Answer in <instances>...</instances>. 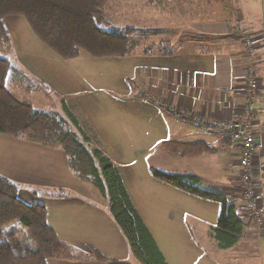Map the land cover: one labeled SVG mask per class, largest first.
Here are the masks:
<instances>
[{"label": "crops", "instance_id": "1", "mask_svg": "<svg viewBox=\"0 0 264 264\" xmlns=\"http://www.w3.org/2000/svg\"><path fill=\"white\" fill-rule=\"evenodd\" d=\"M107 1L110 31L135 29L140 43L133 54L94 57L82 50L64 59L25 17L8 16L14 57H6L18 73L7 77V87L47 112L62 114L46 106L65 101L97 135L168 264H264V222L246 215L239 141L208 123L242 119L251 69L258 81L253 182L264 210V0H113V8ZM165 142L206 149L177 156ZM152 166L196 176L201 188L224 194L247 224L239 242L221 249L209 235L221 203L156 179ZM0 174L20 185L26 203L44 202L60 239L85 257L49 264H141L107 200L76 176L61 147L0 133ZM91 248L108 259L90 257Z\"/></svg>", "mask_w": 264, "mask_h": 264}, {"label": "trees", "instance_id": "2", "mask_svg": "<svg viewBox=\"0 0 264 264\" xmlns=\"http://www.w3.org/2000/svg\"><path fill=\"white\" fill-rule=\"evenodd\" d=\"M106 1L0 0V46L11 45L6 17L19 15L27 19L37 37L61 58H75L82 50L94 57L131 55L140 43L139 39H131L135 29L128 28L125 34L107 30ZM16 73L15 64L0 53V133L61 147L76 176L107 200L111 214L141 264H168L135 207L118 166L101 149L97 135L65 101L63 113L59 114L37 109L31 101L20 98L6 85L7 77ZM164 145L177 156L195 155L206 149L201 143L165 142ZM150 170L166 184L221 203L219 220L210 228L209 235L221 249L239 242L247 224L224 194L201 188L199 178L193 175L154 166ZM20 189L17 182L0 174V264H49L53 258L85 260L49 224L45 203L38 200L26 203L19 196ZM21 231L23 241L17 236ZM90 257L108 259L95 248H91Z\"/></svg>", "mask_w": 264, "mask_h": 264}, {"label": "built area", "instance_id": "3", "mask_svg": "<svg viewBox=\"0 0 264 264\" xmlns=\"http://www.w3.org/2000/svg\"><path fill=\"white\" fill-rule=\"evenodd\" d=\"M245 47L252 55L254 54L253 43L246 39ZM258 81L249 69L247 86L245 88V105L243 108V117L237 121L211 120L208 123L214 129L227 133L240 144V183L242 196L246 202L247 218L257 224L264 222V210L257 205L255 198V189L253 182L252 161L256 151V139L253 133L252 117L256 112L253 103L256 98ZM162 105V104H161Z\"/></svg>", "mask_w": 264, "mask_h": 264}, {"label": "rangeland", "instance_id": "4", "mask_svg": "<svg viewBox=\"0 0 264 264\" xmlns=\"http://www.w3.org/2000/svg\"><path fill=\"white\" fill-rule=\"evenodd\" d=\"M150 2H153V1H156V2H161V0H153V1H151V0H149ZM193 1V0H192ZM191 0H189V2H192ZM209 1H211V0H209ZM108 3V1H106V6H105V9L107 8V4ZM110 5H111V7L110 8H113L114 6H115V4H116V2L115 1H113V0H111L110 2ZM12 16H14V15H12ZM106 16H107V18H108V21H109V23H107V25H105V28L107 29V30H109L110 31V25H111V20H110V15L108 16L107 14H106ZM8 29V28H7ZM9 31V30H8ZM112 32H114V33H116L115 32V30L114 31H112ZM9 34H10V32H9ZM131 36V39H133L132 38V35H130ZM10 37H11V35H10ZM0 53L1 54H3V55H5V56H9V57H11L12 59H13V57H14V55H13V42H12V38H11V45L9 46V45H1L0 46ZM8 86V85H7ZM47 107V109L48 110H51V111H59V112H62V106L61 105H59V106H56L55 104H51L50 106H46ZM38 108V107H37ZM40 109V108H39ZM46 109V108H45ZM17 236H19L20 238H19V240L20 241H23L24 240V235H22V231L20 232V233H18V235ZM21 243H23V242H21Z\"/></svg>", "mask_w": 264, "mask_h": 264}]
</instances>
